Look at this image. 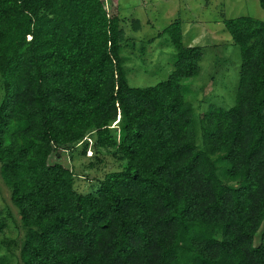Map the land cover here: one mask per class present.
Listing matches in <instances>:
<instances>
[{
    "label": "trees",
    "instance_id": "1",
    "mask_svg": "<svg viewBox=\"0 0 264 264\" xmlns=\"http://www.w3.org/2000/svg\"><path fill=\"white\" fill-rule=\"evenodd\" d=\"M119 21L101 0H0V175L25 229L21 264H264V22L223 21L235 102L202 116L198 143L181 82L201 48L171 23L172 71L131 87ZM90 131L125 166L82 194L48 160Z\"/></svg>",
    "mask_w": 264,
    "mask_h": 264
},
{
    "label": "rangeland",
    "instance_id": "2",
    "mask_svg": "<svg viewBox=\"0 0 264 264\" xmlns=\"http://www.w3.org/2000/svg\"><path fill=\"white\" fill-rule=\"evenodd\" d=\"M105 9L120 18L124 31L121 58L131 87H152L164 81L173 69L174 52L169 39L161 31L171 23H182L183 44L200 47L202 57L198 76L181 82L185 99L192 109L193 133L200 141L201 119L210 109L228 110L234 105L239 74V50L223 26L224 20L249 17L264 22V10L258 0H101ZM134 20L140 29L134 30ZM150 23V25H148ZM0 80V103L3 99ZM121 120L110 128L118 140ZM114 148L95 145L90 131L75 148L61 149L49 157L48 163H60L76 175L74 188L79 193L95 190L103 175L121 171L125 162H118ZM100 158L102 162H96ZM0 264H21L20 248L25 229L18 209L10 200V190L0 175ZM263 227L255 236V244Z\"/></svg>",
    "mask_w": 264,
    "mask_h": 264
},
{
    "label": "crops",
    "instance_id": "3",
    "mask_svg": "<svg viewBox=\"0 0 264 264\" xmlns=\"http://www.w3.org/2000/svg\"><path fill=\"white\" fill-rule=\"evenodd\" d=\"M113 13H116L117 14V10L116 9H114V12ZM118 15V14H117ZM119 17V16H118ZM119 20H120V18H119ZM120 22V21H119ZM148 25H150V23L148 24ZM141 26V25H140ZM193 41H194V38L192 37L191 39H190V44H188L187 46L188 47H193L195 44L193 43Z\"/></svg>",
    "mask_w": 264,
    "mask_h": 264
}]
</instances>
